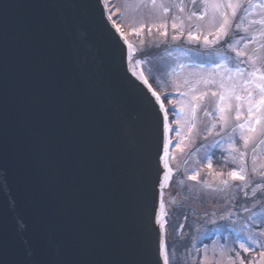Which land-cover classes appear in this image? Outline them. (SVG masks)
Returning a JSON list of instances; mask_svg holds the SVG:
<instances>
[{"label":"water","instance_id":"obj_1","mask_svg":"<svg viewBox=\"0 0 264 264\" xmlns=\"http://www.w3.org/2000/svg\"><path fill=\"white\" fill-rule=\"evenodd\" d=\"M164 126L102 0H0V264H164Z\"/></svg>","mask_w":264,"mask_h":264},{"label":"rangeland","instance_id":"obj_2","mask_svg":"<svg viewBox=\"0 0 264 264\" xmlns=\"http://www.w3.org/2000/svg\"><path fill=\"white\" fill-rule=\"evenodd\" d=\"M228 0H156L157 5L163 4L167 8L165 12L159 6L153 7L151 0H114V5L120 16L121 22L124 28L127 29V39L132 54V62L134 72L138 69H142L148 77L151 75V71L162 75L164 78L160 80V88L173 87L180 95L177 98V106L179 113H177L176 121L179 127L176 131V135L179 137V148L176 146L173 148V170L169 173L170 179L167 180L163 193V209L162 214L164 217L167 213H175L176 210L191 216L192 211L197 214H211L212 211H221L225 204L236 205V200L232 198L237 195L242 199L244 192H247L241 204L243 205V213L237 212L234 214L239 217L235 220L237 227L241 229L246 227L245 231L224 232L222 237L227 241H234L237 245L244 249L239 242L241 234L249 239H255L251 242L252 245L257 243L261 250H264V230L255 231L252 230L258 221L264 220V202L256 201L257 198L264 195V192H257L255 197L252 196V188H245L243 181L234 180L229 173L231 171H237L241 167L246 169V174L253 177V185L256 186V182L259 177L257 173L264 174V137L259 136L256 133H249L247 131L248 126L259 129L264 127V106L259 105V95L256 84L261 81L256 77L250 76L253 63L255 61V67L264 71V64L260 67L261 57H264V48L261 47L264 44V36L260 35V31L264 28V25L254 23L249 25V21H259L264 19V9L258 7H252L250 14H248L247 20L244 21L243 27L248 28V32H243L242 28L236 31L233 27V19L231 17V9L224 8L223 11L229 15L231 26L227 29L228 35L221 34L219 42L217 43L216 33L219 31V26L222 18L214 10V3H221L222 5L227 3ZM235 2V0H233ZM253 4L263 3L262 0H252ZM183 8V11L180 8ZM195 13V15H193ZM240 16L236 21H239L245 16V12L240 10ZM201 16L203 18L201 19ZM173 24L176 27H173ZM185 29L187 31L186 41L190 44L191 52L196 53V56L206 55L209 57V62L201 61L200 59L189 56L188 50L184 47L173 46L172 52L174 55L165 58L164 63L161 58L162 51L156 44L165 42L166 44H175L178 40V33H174L176 29ZM237 29V28H236ZM239 32V33H238ZM166 33V34H165ZM193 36V39H189V35ZM138 36L135 37V36ZM229 36H234L236 39H243L241 47L235 45L237 51L241 53L240 56L233 55L231 49L224 48V43L227 44ZM173 37H176L173 39ZM205 37L209 43H204ZM255 37V39H253ZM235 39V40H236ZM246 45V46H245ZM152 47L153 50L149 52V57L142 61L137 53L145 50L147 47ZM256 49V51H255ZM171 52V53H172ZM237 55V54H236ZM234 58H236L234 60ZM261 61V62H259ZM231 63L235 66H239L242 70L241 74H237L235 69H230ZM259 65V66H257ZM260 67V68H259ZM248 81H255L249 85L252 91L251 101L247 99L238 100L236 97H242L244 93H248L247 89L243 87V84ZM217 93L213 96L212 93ZM224 99L221 100L220 97ZM199 97V99H197ZM252 105L254 111L249 114V105ZM223 105L225 112L223 113L228 117L227 126L224 127V122L220 119L221 113L219 107ZM239 106V107H238ZM237 112H239L240 119H236ZM207 113V114H206ZM260 120V124H256V120ZM215 122V129L209 132L211 126ZM244 125V128L239 127ZM223 128V130H222ZM235 128V133L229 131ZM205 133L210 138L209 143L213 145H219L221 151V158L223 155L222 163L219 168L211 167L212 170L209 175L207 173L204 176L208 182L204 188L199 175L198 164L206 158L204 153H200L199 150H204V144L198 145L200 136ZM217 133H220L219 135ZM251 136L252 139L248 143V147H244V141L240 138L241 134ZM206 138L204 135H202ZM231 137V140L229 139ZM217 140V144L215 141ZM196 143V144H195ZM199 148V149H198ZM244 151L246 153L244 157V164L241 165L239 152ZM237 157L235 162L233 157ZM255 157V165H253V158ZM210 162H204V170ZM231 163V164H230ZM232 165L233 167H229ZM223 167V168H221ZM255 167L256 172L252 171ZM216 168V169H215ZM175 170H179L182 175H178L180 181H176V185L180 189L176 194L168 197L167 192L171 185V177ZM198 173V175H196ZM195 176L198 180L190 181L187 178L190 175ZM187 176V178H185ZM227 181V185L223 182ZM244 191H241V189ZM218 194L225 200L224 205H219L218 202L211 201V198ZM183 195V197H181ZM180 197V201L175 207L173 201L175 197ZM231 200V201H230ZM172 201V203L170 202ZM234 201V202H233ZM221 202V201H219ZM170 207V209H169ZM235 208H237L235 206ZM181 213V212H180ZM164 222L166 219L163 220ZM183 225V224H182ZM178 233L181 240L180 243L175 245L172 250V257L169 258V264H176L175 257H180L179 262H188L192 258V262L195 264H213L214 257L223 254L224 257L230 254V249L225 246L221 247V251L218 248L214 249L218 244L214 242L212 246L206 248L205 255L199 259L197 254H187L182 252L178 255L176 249H179L181 244L184 243V238L190 236V232L186 231V227L179 226ZM262 232V233H261ZM227 233V235H225ZM202 234L198 235L201 238ZM197 239V238H195ZM259 239V240H258ZM174 241V238L171 240ZM176 246V247H175ZM230 246V245H228ZM183 249V248H182ZM247 249L245 252H248ZM184 251V249H183ZM223 257V258H224ZM259 260V263L262 264ZM221 264H233V260L223 259ZM238 264V263H237ZM243 264H257V262H243Z\"/></svg>","mask_w":264,"mask_h":264},{"label":"snow or ice","instance_id":"obj_3","mask_svg":"<svg viewBox=\"0 0 264 264\" xmlns=\"http://www.w3.org/2000/svg\"><path fill=\"white\" fill-rule=\"evenodd\" d=\"M208 0H205V3H207ZM152 6L153 7H157L159 6L160 8H162L165 12H167V8L164 7L163 4L157 5L156 0H151ZM214 10L219 14V16L222 18L220 26H219V31L216 33L217 36V40L216 42H219V39L221 37V34H223L224 36L228 35V31L227 29L231 26V22L229 20V15L227 12L223 11L224 8L227 9H231V17L233 20L236 19L237 17V13L239 10H243L245 12V16L239 21V23H237L235 26L237 28V30H241L242 25L244 24V21L247 20L248 14H250L251 8L252 7H258L261 9H264V3H258V4H253L252 0H235V2H233V0H228L227 3L225 4H221V3H214L213 5ZM181 11H183V8H180ZM193 15H195V13H193ZM203 18V16H201V19ZM254 23H259L260 25H264V19H260L259 21H249V25L254 24ZM173 27L175 28L176 25L173 24ZM119 30V29H118ZM243 32L247 33L248 32V28L247 27H243L242 28ZM166 34V33H165ZM260 35L264 36V28L261 29L260 31ZM176 37H173V39H175ZM189 39H193V36L190 34L189 35ZM243 39V37H240V39H236L234 41H230L227 45V47L229 49H231L232 51H237L235 45H238L240 43V41ZM253 39H255V37H253ZM204 43L207 45L209 43V41L207 40V37H205ZM246 46V45H245ZM262 48H264V44L261 45ZM241 53H239L237 51V56H240ZM261 60H264V57L260 58ZM253 63V68L252 71L249 73L250 76L256 77L258 75V79L261 81L260 83L256 84V88L258 89V95H259V105L260 106H264V71H261L260 69L255 67V61H252ZM235 71L237 74H241L242 70L240 69V67L237 65L235 67ZM145 83H147V79H145ZM255 83V81H248L247 83L243 84V87L245 89H247L248 91V95L246 97H240L237 96L236 98L238 100L240 99H247L249 101H251L252 99V89L249 87L250 84ZM155 95V93H154ZM213 96H216L217 93H212ZM157 99H160L159 96H157ZM197 99H199V97H197ZM221 100L224 99L223 96L220 97ZM163 107V104L161 105ZM239 107V106H238ZM219 111L221 113L220 119L224 122V127L227 126V121H228V117H226L223 113L225 112V108L223 105H221L219 107ZM249 114L251 115L254 111L251 103L249 105ZM207 114V113H206ZM236 119L239 120L240 119V115L239 112H237L236 115ZM256 124L259 125L260 124V120L257 119L256 120ZM216 127L215 122H213L211 129H209V132H211L212 130H214ZM239 127L244 128V125H240ZM223 130V128H222ZM233 133H235V128L232 129ZM247 131L249 133H256L261 137H264V127H260L259 129L252 127V126H248ZM218 135L220 133H217ZM243 141H244V147L247 148L248 147V143L249 141L252 139L251 136H247L244 135L243 133L241 134L240 137ZM229 139L231 140V137H229ZM261 143H264V141H261ZM177 148L180 147L179 144L176 145ZM246 153L244 151H240L239 152V157L238 159L240 160L241 165L244 164V157H245ZM237 159V157H233V161L235 162V160ZM253 165H255V157L253 158ZM165 167H168L167 162H165ZM208 167H211V163L208 164ZM169 171H171V169H169ZM252 171L255 173L256 169L255 167H253ZM196 175H198V173H196ZM229 175L234 179V180H238V181H243L244 182V187L245 188H252V196L255 197L257 195V192H264V174H260L257 173V176L259 177L258 181L256 182V186L252 187L253 185V177L248 176L246 174V169L244 167H241L239 169V171H231L229 173ZM165 180H169L170 177L169 176H165L164 177ZM190 179H195V176H190ZM225 185H227V181L223 182ZM154 187H158V181L157 184L154 185ZM241 191H244V189L242 188ZM245 195H247V192H244ZM261 201L264 202V195L261 196ZM21 227H23V225H21ZM28 241L25 240V244H27ZM158 250H159V244L157 241V254H158ZM31 249H29L28 251V255H31ZM168 259H169V255H168V251H165V255H164V264H168ZM241 264H243V262H241Z\"/></svg>","mask_w":264,"mask_h":264},{"label":"bare ground","instance_id":"obj_4","mask_svg":"<svg viewBox=\"0 0 264 264\" xmlns=\"http://www.w3.org/2000/svg\"><path fill=\"white\" fill-rule=\"evenodd\" d=\"M133 69V68H132ZM166 181V180H165Z\"/></svg>","mask_w":264,"mask_h":264}]
</instances>
